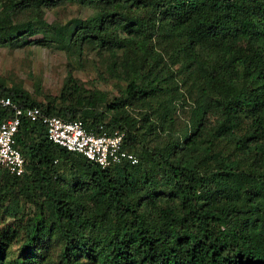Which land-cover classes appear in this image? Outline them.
I'll return each mask as SVG.
<instances>
[{
	"label": "trees",
	"instance_id": "16d2710c",
	"mask_svg": "<svg viewBox=\"0 0 264 264\" xmlns=\"http://www.w3.org/2000/svg\"><path fill=\"white\" fill-rule=\"evenodd\" d=\"M93 1L110 3L105 16L115 14L110 10H116L121 12L122 23L128 19L136 23V30L143 34V40L150 38L151 22L161 14L163 18L158 23H167L161 31L169 37H177L171 42L182 39L183 49L191 54H195L196 45L213 52V58L200 56L199 72L205 89L217 92L215 102L221 106L224 117L212 129L207 143L213 144L215 138L227 137L236 130V125H243L244 132L231 142L236 151H245L247 159L251 160L250 167L239 166L229 155L225 156L228 163L224 165L222 154H212L207 157H218V161H214L217 167L209 174L199 175L182 160L172 161L176 153L171 149L167 153H146L140 159L137 157L135 164L124 161L102 169L85 157L53 143L42 123L23 119L16 140L26 159L27 172L15 176L0 169V193L12 184L26 183L24 181L29 178L39 186L45 197L44 203L53 216L52 222L58 225L66 239L63 252L66 264H75L79 252L94 264H264V0ZM19 3L14 0L8 6ZM140 9L148 14L147 20L126 16ZM166 16L170 18L169 23L164 21ZM11 26L0 22L1 37ZM87 29L101 44L110 42L116 45L123 40L104 29L98 19L89 23ZM143 40L137 41L139 48H144ZM146 57L148 53L144 60ZM138 89L136 83L130 81L125 102L142 95ZM153 91L154 87H151L149 92ZM82 92L84 89L70 71L60 96L62 102L70 103H63L58 108L50 102L38 104L17 89H5L0 85V93L22 105H37L46 114L64 119L79 118L87 128L98 123L119 128L125 132L124 148L131 150L128 145L135 143L130 134L133 123L122 116L109 123L101 122L103 113L94 111V96L90 93L81 96ZM72 100L77 105L87 100L90 107L82 113L71 104ZM195 111L198 128L205 108L197 106ZM12 115L11 109L0 105V120ZM30 138L35 140L33 145L28 143ZM253 139L261 141L251 143ZM22 147L26 148L27 154ZM58 152L66 158L79 155L86 167L85 191L90 193L95 205L89 221L79 222L74 209L77 192L64 191L59 182L57 187L53 185L51 174L56 173L52 162H57L54 156ZM144 159L149 165L156 159L155 163L164 174L163 182L154 180L151 167L139 179L135 177L134 169ZM25 189L27 192L31 190L27 184ZM137 189H141L144 195L135 201ZM173 195L176 202L157 204ZM145 200L150 204L140 209ZM243 211L250 216L240 219ZM252 216L255 218L248 230ZM238 217L240 221L244 220L240 224L237 223ZM37 225L36 221L29 222L30 240L37 233ZM4 248L0 239V264H4Z\"/></svg>",
	"mask_w": 264,
	"mask_h": 264
},
{
	"label": "rangeland",
	"instance_id": "374dc122",
	"mask_svg": "<svg viewBox=\"0 0 264 264\" xmlns=\"http://www.w3.org/2000/svg\"><path fill=\"white\" fill-rule=\"evenodd\" d=\"M13 1L0 0V22L13 25L4 37L0 35L2 87L17 89L38 104L50 102L58 108L63 103H70L62 102L60 98L70 71L84 89L80 95L90 93L94 96V111L103 113L101 122L109 123L115 117L119 119L122 116L133 123L130 134L135 143L128 146L139 159L146 153H167L172 149L176 153L172 161L182 160L199 175L209 174L217 167L214 161H218V157H207L212 154L229 155L239 166L250 167L251 160L247 159L245 151H236L231 142L244 132L243 125H236L231 135L215 138L213 144L207 143L212 129L224 117L221 106L215 102L217 92L205 89L199 72L200 56L213 58V52L196 45L195 54H191L183 49L182 39L171 42L177 37H169L161 31L163 25L166 24L164 28L167 26V23H158L163 18L161 14L151 22L150 38L143 40V34L136 30V23L130 19L122 23L121 12L110 10L115 14L105 16L109 2L19 0L17 6L9 7ZM7 6L8 9L5 8ZM133 14L126 16L148 19V14L141 9ZM95 19L101 21L102 27L110 34L123 39L122 42L116 45L110 42L101 44L87 29ZM164 21L169 23L170 18L166 16ZM139 39L144 41V48L137 46ZM146 53L148 57L144 60ZM130 81L136 83L142 95L125 102ZM151 87H154L153 92H149ZM71 104L82 113L90 107L87 100L81 105L74 104L72 100ZM197 106L205 108L198 128ZM245 121L244 118L243 124ZM33 138L28 140L31 145L35 142ZM258 141L261 140L253 139L251 143ZM22 149L27 154L26 148ZM228 157L222 162L224 165L228 163ZM54 159L57 162H52L56 173L51 174L53 185L57 187L59 182L64 191L70 194L77 192L74 209L77 210L79 222L91 220L88 217H91L90 212L95 205L90 193L85 191L86 167L81 157L74 154L73 158H66L58 152ZM155 161L153 159L149 165L145 159L142 160L141 165L134 169L135 177L139 179L151 167L154 180L163 182V171ZM24 182L12 184L0 193V239L5 246L4 264H66L63 257L66 239L58 225L51 220L53 216L44 203L42 190L30 178ZM26 184L31 189L29 193L25 191ZM141 195H144L142 190L137 189L135 201ZM175 199L173 195L169 199L159 200L157 204H172ZM149 204L145 200L140 209ZM41 212L44 220L39 218ZM239 216L244 219L250 215L243 211ZM254 218L252 216L249 220L248 230ZM240 219L238 217V224L244 221ZM34 221L38 224L37 233L30 240L29 222ZM84 255L79 252L75 264H94Z\"/></svg>",
	"mask_w": 264,
	"mask_h": 264
},
{
	"label": "built area",
	"instance_id": "2783aa9c",
	"mask_svg": "<svg viewBox=\"0 0 264 264\" xmlns=\"http://www.w3.org/2000/svg\"><path fill=\"white\" fill-rule=\"evenodd\" d=\"M0 105L13 112L12 116L0 120V169L11 175L22 176L27 172L26 159L16 140L23 119L42 123L53 143L85 157L102 169L124 161L131 164L138 161L133 152L124 148L125 132L119 128L106 127L104 123L87 128L79 118L49 115L37 105H22L2 93Z\"/></svg>",
	"mask_w": 264,
	"mask_h": 264
}]
</instances>
